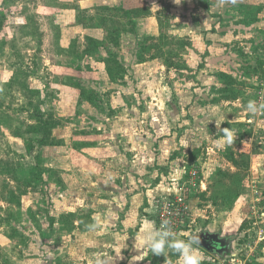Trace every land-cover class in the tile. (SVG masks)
I'll list each match as a JSON object with an SVG mask.
<instances>
[{
	"label": "rangeland",
	"instance_id": "obj_1",
	"mask_svg": "<svg viewBox=\"0 0 264 264\" xmlns=\"http://www.w3.org/2000/svg\"><path fill=\"white\" fill-rule=\"evenodd\" d=\"M133 7L145 13L131 32L120 9ZM249 100H264V0H0V264H122L121 225L104 222L132 194L115 186L168 166L188 232L231 238L223 259L264 264V113ZM40 115L58 122L49 136L32 131ZM223 128L238 133L231 147ZM35 165L44 181L28 183Z\"/></svg>",
	"mask_w": 264,
	"mask_h": 264
},
{
	"label": "crops",
	"instance_id": "obj_2",
	"mask_svg": "<svg viewBox=\"0 0 264 264\" xmlns=\"http://www.w3.org/2000/svg\"><path fill=\"white\" fill-rule=\"evenodd\" d=\"M162 150L164 158L160 163V166L162 165V169L166 170V168L164 167H167V159H170L171 156L168 158L167 155L165 156V149L162 148ZM168 167L169 171H167V174H164L162 172L159 173L158 171L155 172L154 175H156V178L153 180L152 184H145L142 182V179L139 178L136 179V184L134 183L133 185L132 183L126 184L124 180L123 186H115L112 183L115 187H117L118 190H120V193L126 190L127 192L132 194L127 198L125 196L120 197L121 194L119 196H114L113 199L115 198L116 201L118 197H120V199H123L124 201L122 205L118 204V207H116L117 211L113 216L114 218H112L111 221L107 219L106 222H104L111 225H121L120 233L117 234V257L119 261H123L122 264H150V251L146 247L139 245L137 246V249H135L134 238L144 230L145 225L149 223H155V201L160 198H165L169 195L175 194L178 191V187L175 182L171 181L170 183H167V179H171L169 175L173 174L171 173L172 167ZM133 172L136 173V171ZM140 174L142 173L140 172ZM123 177H125V175ZM110 186L112 187L111 184ZM127 199L128 203L126 202ZM135 225L136 229H134ZM129 228H133L131 229L133 230V233H127V230ZM202 255L205 259V254L202 253ZM217 261L220 263L219 257Z\"/></svg>",
	"mask_w": 264,
	"mask_h": 264
},
{
	"label": "clouds",
	"instance_id": "obj_3",
	"mask_svg": "<svg viewBox=\"0 0 264 264\" xmlns=\"http://www.w3.org/2000/svg\"><path fill=\"white\" fill-rule=\"evenodd\" d=\"M229 2L235 5L237 0H229ZM174 3L180 4L181 0H174ZM245 107L247 112L255 117L264 113V100L260 103L249 100ZM221 132L224 137L222 147H231L237 137V131L231 128H223ZM96 228L97 224L95 223L87 225L90 232H94ZM199 232L194 231L187 238L178 239L173 230L172 222L169 219H163L159 226H156L155 223L145 225L144 230L134 238V247L135 249L138 245L146 247L155 255L165 256L168 253H174L181 258L179 264H203L204 257L200 251ZM110 262L107 258L98 256L95 264H110Z\"/></svg>",
	"mask_w": 264,
	"mask_h": 264
},
{
	"label": "trees",
	"instance_id": "obj_4",
	"mask_svg": "<svg viewBox=\"0 0 264 264\" xmlns=\"http://www.w3.org/2000/svg\"><path fill=\"white\" fill-rule=\"evenodd\" d=\"M120 11L122 12L123 19H125L126 22L130 25L131 32H134L135 31V25H136V19L141 17L145 12L141 8H136V7H133V8H121ZM88 19H89L88 22H90V26L91 27H101V28H104L107 31H109L108 22L111 21V20H106V18H101L100 20H98V22H93L94 18L92 16H88ZM80 23H83V22L80 21ZM87 40H88V42L90 44H96V45L100 44V45H102V43H101V41L99 39H95L93 37H88ZM167 65L170 66V63L167 62ZM107 73H108L109 77L112 76L113 70H112V68L110 66L107 67ZM228 78H229L228 81L225 82L227 88L230 86V81H232V78H230V77H228ZM224 90L228 91V90H226V88ZM87 93H88V91L84 87H80V96H81L82 99L87 98V95H86ZM88 99H89V97H88ZM38 118H39V120H37V122H39V124H37V127L32 128V131H34L36 134L37 133H41L43 136H45V135L49 136L50 135V131H51L50 128L51 127L54 128L55 126L58 125V122H56V121L53 122L54 120H51V119H50V122H47V120H49V119H47V118L44 119L41 115ZM40 137H42V136H40ZM31 149H32V146L26 144V150L27 151H31ZM171 157H173V155ZM231 160L233 162L235 161V160H233V158H231ZM30 170H31V177L29 178V182L28 183H30L31 181H36L35 184H38L40 181H44L43 178H42V175H41L42 172L39 170L37 165L33 166ZM15 179L18 182L20 181V180H18V177H16ZM10 193H12V192H10ZM16 205L18 207H21L20 200L16 201ZM89 218H90L89 212H87L86 215L78 216V218H77V221H78V225L77 226L78 227L77 228L83 227L82 226L83 225V221H84L83 219H89ZM92 223H93V220L92 221L90 220L89 223L87 222V225L92 224ZM84 229L87 231L88 230L87 226ZM219 259L221 260L223 258L219 256ZM205 264H213V263H205Z\"/></svg>",
	"mask_w": 264,
	"mask_h": 264
},
{
	"label": "built area",
	"instance_id": "obj_5",
	"mask_svg": "<svg viewBox=\"0 0 264 264\" xmlns=\"http://www.w3.org/2000/svg\"><path fill=\"white\" fill-rule=\"evenodd\" d=\"M196 173L194 171L191 174L196 175ZM154 219L156 226H159L163 219H169L178 239L187 237L190 234L188 228L195 222V219L191 216L188 201L181 192L156 200L154 204ZM219 264L246 263L236 258V254H233L228 259H221Z\"/></svg>",
	"mask_w": 264,
	"mask_h": 264
},
{
	"label": "water",
	"instance_id": "obj_6",
	"mask_svg": "<svg viewBox=\"0 0 264 264\" xmlns=\"http://www.w3.org/2000/svg\"><path fill=\"white\" fill-rule=\"evenodd\" d=\"M198 235L200 237V245L209 252H217L219 256H221L229 248L231 238L219 237L217 233L208 231L202 232ZM209 242H212L211 244L213 245V247L210 246Z\"/></svg>",
	"mask_w": 264,
	"mask_h": 264
},
{
	"label": "flooded vegetation",
	"instance_id": "obj_7",
	"mask_svg": "<svg viewBox=\"0 0 264 264\" xmlns=\"http://www.w3.org/2000/svg\"><path fill=\"white\" fill-rule=\"evenodd\" d=\"M207 241V240H206ZM210 243V242H209ZM212 243V242H211ZM210 243V246L213 247V245Z\"/></svg>",
	"mask_w": 264,
	"mask_h": 264
}]
</instances>
